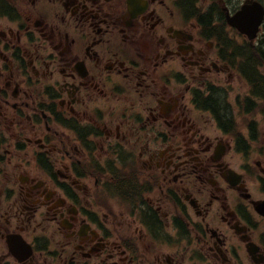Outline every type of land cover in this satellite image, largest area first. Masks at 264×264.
Instances as JSON below:
<instances>
[{
    "label": "flooded vegetation",
    "instance_id": "obj_1",
    "mask_svg": "<svg viewBox=\"0 0 264 264\" xmlns=\"http://www.w3.org/2000/svg\"><path fill=\"white\" fill-rule=\"evenodd\" d=\"M241 5L0 0V264H264Z\"/></svg>",
    "mask_w": 264,
    "mask_h": 264
},
{
    "label": "water",
    "instance_id": "obj_2",
    "mask_svg": "<svg viewBox=\"0 0 264 264\" xmlns=\"http://www.w3.org/2000/svg\"><path fill=\"white\" fill-rule=\"evenodd\" d=\"M264 17V6L257 1L245 3L236 13V17L229 16V22L235 24L241 32L246 33L252 39L255 37L259 25ZM236 19V22H235Z\"/></svg>",
    "mask_w": 264,
    "mask_h": 264
},
{
    "label": "trees",
    "instance_id": "obj_3",
    "mask_svg": "<svg viewBox=\"0 0 264 264\" xmlns=\"http://www.w3.org/2000/svg\"><path fill=\"white\" fill-rule=\"evenodd\" d=\"M242 54L244 56V60L242 61V74L244 75V77L249 81H251V79H253V81L257 82V84H255V88L256 90H258L259 88H264V77L259 76V72L256 70L255 66H256V61H253L254 59V55L251 51L248 50V48L243 49ZM245 66V67H243ZM252 82V81H251ZM253 84V83H252ZM132 184H128V186L126 188H131L132 189Z\"/></svg>",
    "mask_w": 264,
    "mask_h": 264
},
{
    "label": "rangeland",
    "instance_id": "obj_4",
    "mask_svg": "<svg viewBox=\"0 0 264 264\" xmlns=\"http://www.w3.org/2000/svg\"><path fill=\"white\" fill-rule=\"evenodd\" d=\"M244 0H236V4H240L241 5V3L243 2ZM240 41H242V38H240ZM261 69L263 70V72H264V61L262 62V64H261ZM236 82L238 83V87L240 88V89H246V87H247V84L245 83V82H243V81H241L240 79H237L236 78ZM115 205H117V206H119L120 208H122L123 209V207L125 206V205H127L125 202H123V201H119V202H117Z\"/></svg>",
    "mask_w": 264,
    "mask_h": 264
}]
</instances>
